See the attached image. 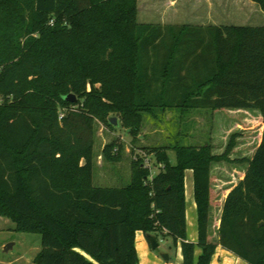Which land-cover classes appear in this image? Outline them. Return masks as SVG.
Returning <instances> with one entry per match:
<instances>
[{"label":"trees","instance_id":"1","mask_svg":"<svg viewBox=\"0 0 264 264\" xmlns=\"http://www.w3.org/2000/svg\"><path fill=\"white\" fill-rule=\"evenodd\" d=\"M137 13V0H0V218L41 236L33 264H139L138 231L181 242L183 264H211L219 245L264 264V128L251 158H232L236 132L221 154L211 142L154 147L157 175L143 158L129 185H92L95 120L116 128L111 112L133 137L156 110H257L264 125V26L143 24ZM223 163L247 168L216 242L212 170ZM187 170L196 244L187 241Z\"/></svg>","mask_w":264,"mask_h":264},{"label":"rangeland","instance_id":"2","mask_svg":"<svg viewBox=\"0 0 264 264\" xmlns=\"http://www.w3.org/2000/svg\"><path fill=\"white\" fill-rule=\"evenodd\" d=\"M137 20L154 25H237L264 26V10L250 0H137ZM74 95V94H73ZM76 97V95H74ZM77 99V97H76ZM119 126L95 120V138L92 149V185L97 187H125L132 181L133 161L145 158L152 177L159 166L149 155L154 147H201L212 143L214 153L221 154L233 133H240L233 159L251 158L261 142L262 116L257 110H156L144 114L142 128L135 137L120 115ZM106 153H110L111 157ZM170 161L176 164V152L169 150ZM84 163V162H83ZM247 165L219 164L213 167V186L230 190L245 176ZM159 254L172 255L174 241L159 237ZM12 246L5 253L4 248ZM42 247L39 234L22 233L7 218L0 219V262L30 264Z\"/></svg>","mask_w":264,"mask_h":264},{"label":"crops","instance_id":"3","mask_svg":"<svg viewBox=\"0 0 264 264\" xmlns=\"http://www.w3.org/2000/svg\"><path fill=\"white\" fill-rule=\"evenodd\" d=\"M263 128L264 125H262L261 134ZM212 175H213V170H212ZM214 189L218 193L217 196L218 205L211 208L210 234L212 238L217 242L219 239L218 230L220 227V219L222 215L223 205L231 189L224 191L220 188L216 189L214 187ZM185 196H186L187 241L196 244L198 242V207L195 199L194 172L192 170H187L185 173ZM135 246L138 253L139 264H183L181 242H178L177 245H174V259L172 260V255L169 254L170 256L169 261L163 260L160 254L156 250H153L151 248L150 243L146 238V234L143 233L142 231L136 232ZM41 249L38 250L37 254L41 251ZM200 253L201 251L198 249L196 251V256L198 257ZM33 261L30 264H33ZM0 264H4V263L0 262ZM6 264H10V263H6ZM211 264H248V263H246L244 260L234 255L233 253L227 251L221 245H219L216 249V253L212 259Z\"/></svg>","mask_w":264,"mask_h":264},{"label":"water","instance_id":"4","mask_svg":"<svg viewBox=\"0 0 264 264\" xmlns=\"http://www.w3.org/2000/svg\"><path fill=\"white\" fill-rule=\"evenodd\" d=\"M68 99H69L70 101H72V102H75V101L77 100L76 97H75L74 95H70V96L68 97ZM109 121H110V123H111L113 126H115V127H118V126H119V122H118V119H117L116 117H112V118H110ZM261 225H264V222H262ZM146 238H147V240L149 241L150 246H151V248H152L153 250H157V249L159 248V246H160V242H159L158 238H157L155 235H153V234H146ZM11 249H12V246H6V247L4 248V252L7 253V252H9V250H11ZM160 256H161L162 259L165 260V261H169V260H170V256H169V254H166V253H160Z\"/></svg>","mask_w":264,"mask_h":264}]
</instances>
